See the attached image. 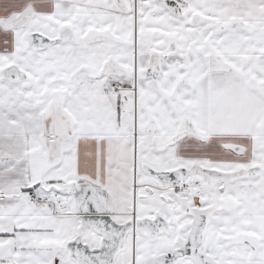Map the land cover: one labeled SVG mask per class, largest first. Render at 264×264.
Returning <instances> with one entry per match:
<instances>
[{"label": "snow or ice", "instance_id": "1", "mask_svg": "<svg viewBox=\"0 0 264 264\" xmlns=\"http://www.w3.org/2000/svg\"><path fill=\"white\" fill-rule=\"evenodd\" d=\"M0 264H264V0H0Z\"/></svg>", "mask_w": 264, "mask_h": 264}]
</instances>
